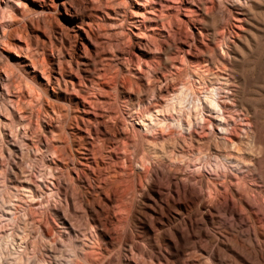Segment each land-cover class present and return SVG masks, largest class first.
<instances>
[{
	"label": "rangeland",
	"instance_id": "374dc122",
	"mask_svg": "<svg viewBox=\"0 0 264 264\" xmlns=\"http://www.w3.org/2000/svg\"><path fill=\"white\" fill-rule=\"evenodd\" d=\"M134 4L0 0V264H264V0Z\"/></svg>",
	"mask_w": 264,
	"mask_h": 264
},
{
	"label": "bare ground",
	"instance_id": "6f19581e",
	"mask_svg": "<svg viewBox=\"0 0 264 264\" xmlns=\"http://www.w3.org/2000/svg\"><path fill=\"white\" fill-rule=\"evenodd\" d=\"M135 1V4L136 6L135 7V10L133 11V13L136 15V17L140 18V22L138 24L139 27L141 28H148L149 30L151 31H157L159 29V21L161 19V17L164 15L165 13V10L166 9H170L168 8V5L171 4V3H174V2H177V3H182L183 0H134ZM238 4V3H237ZM179 9V8H178ZM181 9V8H180ZM185 14L186 16L189 18V19H192V17H196L197 14L194 10L188 8V7H183L181 9ZM133 14V15H134ZM132 15V14H131ZM134 15V16H135ZM148 15V16H147ZM161 16V17H160ZM147 17V18H146ZM30 62H32L33 60L29 59ZM36 63V62H35ZM30 64H34L33 62L30 63ZM183 90V89H182ZM186 91V90H185ZM212 92V91H211ZM185 93V92H184ZM184 93H181L180 91V95ZM178 94V96H179ZM181 95V96H183ZM189 95V94H188ZM179 96V97H181ZM186 96V95H185ZM185 96H183L185 98ZM175 98V97H174ZM182 98V97H181ZM180 98V99H181ZM211 98H213L211 96ZM177 99V96L176 98ZM187 99V98H186ZM174 101V99H172ZM182 100V99H181ZM185 100V99H183ZM183 100L181 102H183ZM206 100V99H205ZM211 100V99H210ZM187 101V100H186ZM176 103V101H174ZM180 100L177 102L178 104L181 103ZM218 102V101H217ZM186 103V102H184ZM209 104V107L211 108V110L214 111V113H216L218 115V113L220 114V111L221 110V106H220V109H219V106L218 104L216 103V101L212 100L211 102L208 101L207 102ZM172 104V103H171ZM174 104V103H173ZM208 104L206 106H208ZM198 106V104H196ZM178 106V105H177ZM180 106V105H179ZM176 107V105L174 106L173 105V108ZM172 109V108H171ZM200 109V108H199ZM204 109V108H203ZM203 111V110H202ZM174 114V113H173ZM222 116V112L220 114ZM221 119V118H220ZM209 120V119H208ZM223 120V119H222ZM222 120H220L222 122ZM151 121V120H150ZM153 122V121H151ZM224 123V122H223ZM211 124V123H210ZM181 126V125H180ZM224 131V130H223ZM22 190L25 189L27 190V192L29 191L30 193V188L28 186H22L21 187ZM24 191V190H23ZM25 192V191H24Z\"/></svg>",
	"mask_w": 264,
	"mask_h": 264
}]
</instances>
